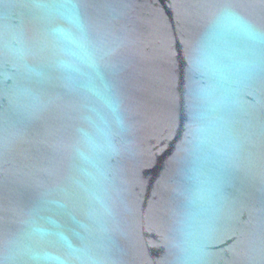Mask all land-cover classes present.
<instances>
[{"label":"water","instance_id":"water-1","mask_svg":"<svg viewBox=\"0 0 264 264\" xmlns=\"http://www.w3.org/2000/svg\"><path fill=\"white\" fill-rule=\"evenodd\" d=\"M0 264H264V0H0Z\"/></svg>","mask_w":264,"mask_h":264},{"label":"clouds","instance_id":"clouds-1","mask_svg":"<svg viewBox=\"0 0 264 264\" xmlns=\"http://www.w3.org/2000/svg\"><path fill=\"white\" fill-rule=\"evenodd\" d=\"M69 22H72L74 19V13L69 14ZM224 25L229 28L239 29V30H247L246 25L238 18L226 16L224 20Z\"/></svg>","mask_w":264,"mask_h":264}]
</instances>
